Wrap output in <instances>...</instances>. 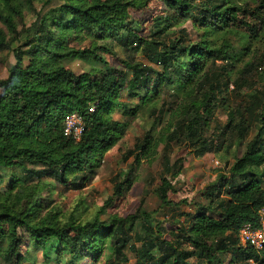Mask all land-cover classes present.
Segmentation results:
<instances>
[{
  "label": "trees",
  "instance_id": "1",
  "mask_svg": "<svg viewBox=\"0 0 264 264\" xmlns=\"http://www.w3.org/2000/svg\"><path fill=\"white\" fill-rule=\"evenodd\" d=\"M53 1L44 0L43 5ZM58 1L60 5L42 13L35 11V0H0V53L10 51L15 61L8 77L0 80V183L8 178L21 192L32 189L20 205L13 206L11 200L0 204V264L35 262L30 249L48 260L45 252L52 240L57 243L56 259L68 256L70 264L84 259L95 264L107 244L119 264H128L126 248L133 253L134 264H189L192 259L223 264L225 253L235 255L231 262L264 264V250L257 253L237 244L240 227L257 223V212L264 205L263 99L250 95L245 118L236 121L239 113L228 112L223 131L214 140L210 133L211 119L225 104L234 76L235 87L245 86L249 70L254 69L252 63L244 69L235 63L249 52L252 42L264 46V0H258L254 9L239 0ZM131 10L145 12L150 31L141 27V19H131ZM31 11L34 20L27 27L25 14ZM156 13L161 17L154 20ZM188 18L203 31L198 41L187 42L185 31L170 38L171 29ZM231 35H240L241 49L229 41ZM21 37L24 42L12 49ZM80 37L91 41L89 47L71 46ZM115 47L128 54L118 60L120 68L102 55H113ZM135 53H142L150 65L138 62ZM76 60L88 63L91 70L76 74L66 68ZM165 90L176 99L165 111L166 127L157 137L146 133L126 155H136L140 162L156 156L164 145V176L157 189L163 206L173 205L168 196L174 192L172 179L182 170L181 159L171 164V142L184 140L196 157L221 149L229 153L233 144L245 141L254 122L260 124L228 176L221 175L207 189L209 204L196 205L192 215L185 214L172 240L163 239L162 229L154 230L151 223H139L137 215L107 223L79 222L73 216L62 222L57 208H49L51 201L33 198L36 190H43L42 183L28 186L34 178H50L66 189H84L128 127L112 114L119 110L134 118L148 113L159 124L165 103L159 110L158 102ZM123 94L129 101H119ZM72 113L85 123L78 142L64 135L65 118ZM16 170L20 174H14ZM132 178L127 174L115 183L114 195L121 196ZM137 227L140 233L135 232ZM134 238L139 246L132 243ZM24 244L27 248L22 251Z\"/></svg>",
  "mask_w": 264,
  "mask_h": 264
},
{
  "label": "rangeland",
  "instance_id": "2",
  "mask_svg": "<svg viewBox=\"0 0 264 264\" xmlns=\"http://www.w3.org/2000/svg\"><path fill=\"white\" fill-rule=\"evenodd\" d=\"M242 4L246 3L250 9H254L258 5V0H239ZM44 0H35L34 9L42 13L48 12L50 9L61 4L60 1L54 0L47 6L43 5ZM157 16L153 19L161 17ZM35 12H27L25 14L24 23L28 27L34 20ZM131 19H141V27H146L150 31V23L145 22L146 14L144 11L131 10ZM155 15V14H154ZM135 20V19H134ZM153 20V21H154ZM131 21V20H130ZM21 29V28H19ZM185 31L187 34V42H197L199 36L203 34L202 30L195 27L193 19H182L181 22L173 27L170 32V38L177 36L178 32ZM240 35L229 36V41L236 46L237 50L241 49ZM24 42V37H21L19 43H14L12 49H15ZM90 40H85L80 37L75 42H71V46L77 49H85L89 47ZM113 55L102 53L104 59L115 68H120L118 60H125L128 56L127 53L121 48L115 47L112 50ZM115 56V57H114ZM134 57L140 63L150 65L147 62L145 56L142 53H135ZM0 80L8 77L9 69L14 65L15 61L12 53L5 51L0 53ZM221 63V62H219ZM252 63L254 69L249 70L247 85L240 83V87H235V80L237 75L234 76L233 83L228 88V95L225 96L226 102L223 106H218L211 119V139L214 140V136L217 133L223 131V127L227 123L228 112L239 113L236 116V121L245 118L247 116V109L250 106V95H256L258 98L263 99L264 103V46L263 43L252 42L249 52L240 58V62L235 63L238 69H244L247 64ZM100 66H95V69H99ZM67 69H70L76 74L90 71L91 66L83 61L76 60L66 65ZM158 68V67H155ZM257 70V71H256ZM129 101L126 94H123L119 101ZM176 99L172 97L166 90L162 94L161 100L158 102V109L161 110V105L165 103L163 108L162 121L157 124L155 122V116L151 117L148 113L141 114L140 112L136 117H126L121 111L117 110L112 114L114 120L121 123H127L128 127L124 135L117 141V143L103 156L100 166L95 170L92 180L86 185L84 189L76 190L72 188L66 189L61 186H55V183L50 178L44 177L40 180L34 178L29 181L28 186H35L42 183L43 190L39 192L36 190L34 199L41 198L43 201H51L49 208H57L59 211V218L62 222L67 221L71 216L77 218L79 222L93 221L99 219L104 222H111L113 219H124L129 216L137 215L140 219L139 223H151L154 230L162 229L160 233L163 239L172 240L176 234V227L184 220V215H192L195 211L196 205L200 207H206L209 203L205 198L207 189L214 186L218 178L221 175L228 176L229 168L235 163L236 158L241 157L245 150V146L250 142L260 129V124L254 122L251 127V131L247 133L245 141L240 146L233 144L229 153L224 150L212 151L202 157H196L190 152L187 144L184 140L173 141L170 143L169 157L171 164L181 159V174L172 179V185L174 186V192L169 193V200L173 203L172 206H163L161 200L158 197L157 189L160 186L161 178L164 176L162 171L163 161V148L164 145H160L158 154L152 158H146L136 162V155L126 157L128 151L133 150L135 143L144 137V135L150 132L154 137L159 136V133L166 127L168 123V114L165 113L169 109ZM136 103V101H135ZM235 139V138H234ZM136 153V152H135ZM264 167V166H263ZM35 170L37 168H34ZM20 174L19 170H16L14 174ZM127 174L133 176L130 186L123 187L121 196L114 195L115 183H121ZM1 175V174H0ZM168 179L171 180L169 175ZM48 184V186H45ZM23 192V191H22ZM18 187L14 188L10 185L9 179L5 178L0 183V204H4V201L11 200L13 206L20 205L22 197L32 192L30 187L26 192L22 193ZM111 199V203L107 204V201ZM7 204V203H6ZM149 217H148V216ZM137 222V224L139 225ZM129 225L127 224V227ZM136 233L141 231L137 227ZM135 234L131 233L130 238ZM134 245L139 246V242L132 240ZM26 244L22 245V251L26 249ZM57 243L52 240L47 245L45 255H48V260L43 258L40 251L36 252L30 249L31 255L35 258V262H29L26 264H70L68 256H62L56 259ZM104 252V253H103ZM103 254L95 264H119L114 259L112 249L109 244L103 247ZM124 256L127 259L128 264H134V255L129 249L123 251ZM223 264H243L241 262L235 263V255L231 253H225L223 255ZM94 264L84 259L81 264ZM189 264H199L197 260H189ZM252 264V261H250Z\"/></svg>",
  "mask_w": 264,
  "mask_h": 264
},
{
  "label": "built area",
  "instance_id": "3",
  "mask_svg": "<svg viewBox=\"0 0 264 264\" xmlns=\"http://www.w3.org/2000/svg\"><path fill=\"white\" fill-rule=\"evenodd\" d=\"M93 110L90 109V112ZM85 130L83 118L76 114H69L65 118L64 135L75 142L81 139ZM238 247L248 248L260 253L264 250V205L257 212V223L243 224L237 233Z\"/></svg>",
  "mask_w": 264,
  "mask_h": 264
}]
</instances>
